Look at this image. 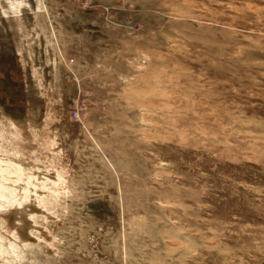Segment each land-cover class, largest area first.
<instances>
[{
  "label": "rangeland",
  "instance_id": "obj_1",
  "mask_svg": "<svg viewBox=\"0 0 264 264\" xmlns=\"http://www.w3.org/2000/svg\"><path fill=\"white\" fill-rule=\"evenodd\" d=\"M0 264H264V0H0Z\"/></svg>",
  "mask_w": 264,
  "mask_h": 264
},
{
  "label": "built area",
  "instance_id": "obj_2",
  "mask_svg": "<svg viewBox=\"0 0 264 264\" xmlns=\"http://www.w3.org/2000/svg\"><path fill=\"white\" fill-rule=\"evenodd\" d=\"M74 115L76 116L77 114H76V113H74Z\"/></svg>",
  "mask_w": 264,
  "mask_h": 264
}]
</instances>
